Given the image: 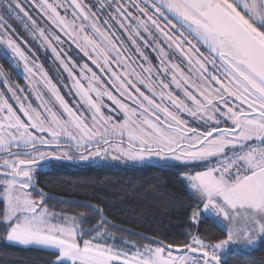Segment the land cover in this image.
<instances>
[{"label": "snow or ice", "instance_id": "obj_1", "mask_svg": "<svg viewBox=\"0 0 264 264\" xmlns=\"http://www.w3.org/2000/svg\"><path fill=\"white\" fill-rule=\"evenodd\" d=\"M30 3L110 82L89 63L78 66L77 76L76 61L56 47L64 45L62 36L51 29L46 34L18 0H6L0 10V45L11 52L14 68L23 65L32 93L10 83L0 66V83L8 85L0 90L3 238L51 250L52 264H226L231 246L264 245V0H100L96 11L82 0ZM5 16H15L51 48L79 103L70 104L43 65L13 38L15 30ZM118 31L127 34L143 63ZM189 37L206 46L208 54ZM144 48L158 54L157 65ZM170 53L180 54L187 72ZM29 95H35L36 106ZM117 114L123 119H114ZM184 114L199 120V126L190 127ZM97 158L185 169L180 176L199 201L190 206V222L197 226L202 215L211 216L225 238L213 242L191 235L183 244H129L132 251L94 242L111 239L104 231L103 210L85 205L101 214L92 229L80 227L76 217L50 212L36 175L65 161Z\"/></svg>", "mask_w": 264, "mask_h": 264}, {"label": "trees", "instance_id": "obj_2", "mask_svg": "<svg viewBox=\"0 0 264 264\" xmlns=\"http://www.w3.org/2000/svg\"><path fill=\"white\" fill-rule=\"evenodd\" d=\"M180 172L159 167L53 170L39 173L36 180L47 194L84 203L45 200L51 210L79 218L85 229H92L101 220L100 213L85 206L93 205L103 210L107 221L104 227L138 245H155L153 241L183 244L191 235L213 242L225 238V232L208 216H203L197 226L190 222V206L199 201ZM3 207L0 200V209ZM2 238L0 232V264H52L51 251L4 243ZM225 261L226 264H264V245L258 244L250 251H230Z\"/></svg>", "mask_w": 264, "mask_h": 264}, {"label": "flooded vegetation", "instance_id": "obj_3", "mask_svg": "<svg viewBox=\"0 0 264 264\" xmlns=\"http://www.w3.org/2000/svg\"><path fill=\"white\" fill-rule=\"evenodd\" d=\"M18 2L23 7L24 11L28 13L29 16H31L34 20H36L37 25L40 27L45 28L46 34L51 29L53 31H56L57 34L62 36V39L65 41L64 45H56L58 50L62 49V55L66 53L67 56H71L74 61H76L77 67L73 69L74 72H76L77 76H79V67L83 63H89V67L92 68L94 72L97 73V75L101 76V79L105 82H110L107 75L101 74L99 70L91 64L90 61L87 60L86 57L83 56L82 53L79 52L78 49L75 48V45L71 44L70 41H67L66 37H63L62 33H59L58 29H55L54 26L51 25L50 21L47 20V18L43 15V13L40 12L38 8H36L34 5L30 3V0H18ZM41 0H37V3H40ZM66 2V0H64ZM83 3H86L92 7L93 11L97 10V7L100 3V0H82ZM106 2H110V0H106ZM125 3H127V0H124ZM6 3V0H0V10L3 9V5ZM133 14H136L135 8H129ZM71 11L72 9L69 8V17H71ZM61 14L64 15L63 10H61ZM22 15V13H21ZM98 15L105 16L107 15L106 12H98ZM5 19L8 21V23L11 25V28L15 30V36H13L14 39H17V42L21 44V47L24 48L25 52L34 59L37 63L43 65V69L45 72H47L48 76L51 78L52 82L57 85V87L60 89V92L62 95L65 96V98L69 101L70 104H77L79 103L78 97L74 95L75 89L72 87V80L69 77L68 73L64 70L63 66L60 64L59 60L56 59L55 54L52 52L50 47H45L43 42L39 38H34L28 31H26L23 27V24L15 18V16L12 17V19H8L7 16H5ZM169 19H172L171 16H169ZM175 23V21H173ZM179 27V25H177ZM175 32V34L178 36L180 35L179 32L175 31V29L172 30ZM117 35H119L125 42V44L128 45L130 52L134 57L137 58L139 63H143L142 60H139L138 54L134 51V46L130 44V42L127 39V34L123 33L122 31H118ZM158 37L157 33H154ZM146 39L148 37H145ZM26 42V43H24ZM139 43V41H138ZM201 45V44H200ZM143 48V45H141ZM201 47L205 50H207L203 45ZM145 54L148 55L149 60L153 65L158 64V54L153 53L151 51V48H144L143 49ZM172 54V53H170ZM179 54V53H178ZM171 57V55H170ZM11 58V52L4 48L2 45H0V66H2L5 70V72L8 74L9 82H15V84L19 85L20 87H24L27 85V93H30V86H28V82L25 79L26 74H20L17 73L18 70L23 71V65L21 64L18 68H14L12 64L10 63ZM71 67V64L69 65ZM27 83V84H26ZM0 85H4L3 83ZM42 91H45L43 88H41ZM29 100L32 101L31 95H29ZM105 103H108L105 101ZM14 107L18 108V105H13ZM106 114L112 115L111 112H109L107 109H105ZM107 163L108 165L104 164ZM120 167H129V169H136V168H143V167H151V166H143L138 164H124L121 162H113V165H110V162H105V160H102L100 158H97L95 161H65L60 166L55 167L52 170L47 171H41L42 172H48L53 170H63V171H83L90 168L95 169H113V170H123L120 169ZM127 170V169H125ZM36 175V176H37ZM35 193V192H34Z\"/></svg>", "mask_w": 264, "mask_h": 264}, {"label": "rangeland", "instance_id": "obj_4", "mask_svg": "<svg viewBox=\"0 0 264 264\" xmlns=\"http://www.w3.org/2000/svg\"><path fill=\"white\" fill-rule=\"evenodd\" d=\"M178 36H179V35H178ZM189 39H192V38L189 37ZM192 44L196 45V47L199 48L200 52L204 53V55H207V54H208V53H207V50L203 49V48L201 47L200 44H197V42H196L194 39H192ZM204 47L206 48V46H204ZM170 55H171L170 59H172L173 62L180 64L181 67L184 68V70H185L186 72L188 71L187 63H186V61H184V59L180 56V54L175 53V54H170ZM18 72H19L20 74H25V73H24L23 71H21V70H18L17 73H18ZM10 83L15 84V82H13V81L10 82ZM0 84H2V83H0ZM3 84H4V83H3ZM26 84H27V83H26ZM7 87H8L7 84H4L3 86L0 85V90H6ZM24 87L27 89V85H25ZM173 91H176V90L173 88ZM30 93H32V88H31V87H30ZM6 95L10 96V93H7V92H6ZM177 95H180V93L177 92ZM31 98H32V101H31V102L33 103V106H36L39 102L36 100L35 95H31ZM10 102H12V101L10 100ZM107 115H109V114H107ZM114 119H116V120H122L123 117H122L121 114H117L116 116H114ZM183 119L187 120L188 123H189V126H190V127H193V128L198 127L199 124H200V121H199V120H196V119H194V118L188 116L187 114H184V115H183ZM222 126H225V125H222ZM226 126H231V125H230V123H229V124L226 125ZM201 131H203V129H201ZM226 153H227L228 155H231V152H230L228 149H226ZM218 159H220V157L214 158L213 162H215V160H218ZM105 162H110V161H105ZM104 164L108 165L107 163H104ZM110 165H113V162H110ZM138 165H140V164H138ZM143 166H147V165H143ZM120 169L125 170V169H129V167H120ZM180 170H181V172L185 171V169H183V168H181ZM194 170H195V171H202V170H204V168H203V167H196ZM44 171H47V170H44ZM186 182H187V181H186ZM187 184H188V182H187ZM189 189H190V188H189ZM29 191H31V189H30ZM190 191H192V190L190 189ZM33 194H34V192H33ZM33 196H34V195H33ZM47 207H48V206H47ZM48 209H49L50 212H54V213H56V214H58V215H64V216H67V217H71L70 215H67V214H63V213L55 212V211L51 210L49 207H48ZM72 217H73V216H72ZM77 222H78V225L81 227V225H80V219H79V218H77ZM104 231H106V232L109 234V236L111 237V239L104 238V239L96 240V241H94V242H96V243H107V244H109V245H115L117 248H119V249H121V250H124V251H132V250H134V249H130V248H129V244H135V245H138L137 243L130 241L127 237H125V236H123V235H121V234H119V233H117V232H115V231H113V230H111V229H108L107 227H104ZM94 236H95V235H94ZM91 238H92V237H90V238H86V239H91ZM2 239H3V242H4V243L13 244V245H18V246L25 247V248L34 247V248H40V249H42V248L39 247V246H25V245H19V244H16V243H14V242L6 241L4 238H2ZM143 245H145V244L138 245V246H141V247H142ZM152 246H156V245H152ZM256 247H257V246H255L254 248H256ZM254 248H251V249H245L242 245H233V246L230 247L229 252H230V251H236V252H237V251H239V252H240V251H250V250H253ZM49 251H51V250H49ZM229 252H228V253H229ZM228 253H226V254H228ZM226 254H225V255H226Z\"/></svg>", "mask_w": 264, "mask_h": 264}, {"label": "water", "instance_id": "obj_5", "mask_svg": "<svg viewBox=\"0 0 264 264\" xmlns=\"http://www.w3.org/2000/svg\"><path fill=\"white\" fill-rule=\"evenodd\" d=\"M47 199L55 200V201L62 202V203H70V204H81V205H84V203H80V202H78L76 200L60 198V197H56V196H53V195H50V194H47L46 193L45 200H47Z\"/></svg>", "mask_w": 264, "mask_h": 264}, {"label": "crops", "instance_id": "obj_6", "mask_svg": "<svg viewBox=\"0 0 264 264\" xmlns=\"http://www.w3.org/2000/svg\"><path fill=\"white\" fill-rule=\"evenodd\" d=\"M184 181H185V180H184ZM185 183H186V185H187V182H186V181H185ZM188 188H189V187H188ZM203 216H204V215H202V217H203ZM202 217H201V218H202ZM208 217L212 218L211 216H208ZM212 219H213V218H212Z\"/></svg>", "mask_w": 264, "mask_h": 264}]
</instances>
